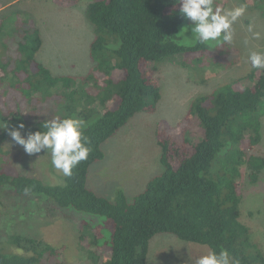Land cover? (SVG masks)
<instances>
[{
    "label": "trees",
    "instance_id": "trees-1",
    "mask_svg": "<svg viewBox=\"0 0 264 264\" xmlns=\"http://www.w3.org/2000/svg\"><path fill=\"white\" fill-rule=\"evenodd\" d=\"M53 1L74 7L84 0ZM85 1L81 11L93 24L94 38L92 64L84 73H57L39 60L43 30L30 13L0 15V125H7L0 128V264H70L68 241L53 244L16 232L12 221L3 223L5 215L15 220L12 206L19 208L17 216H27L29 203L77 220L91 264H147L151 240L161 233L217 252L227 249L238 264H264V246L241 212V188L259 182L264 172V70L251 68L197 96L177 125L160 120L155 138L163 170L132 200L122 189L110 199L87 183L91 165L105 156L102 145L138 112L157 110L159 62L208 45L179 43L184 17L177 0ZM245 1L264 17V0ZM4 33L16 44L4 42ZM56 109L68 111L61 119L89 121L88 158L71 177L58 175L56 181L18 166L10 170L12 152L4 147L9 130L23 123L21 131H42ZM194 118L202 127L199 136L188 130ZM8 191L24 204L11 205Z\"/></svg>",
    "mask_w": 264,
    "mask_h": 264
},
{
    "label": "rangeland",
    "instance_id": "rangeland-1",
    "mask_svg": "<svg viewBox=\"0 0 264 264\" xmlns=\"http://www.w3.org/2000/svg\"><path fill=\"white\" fill-rule=\"evenodd\" d=\"M240 3L246 4L247 10L234 25V41L231 45L207 44L208 50L185 52L177 55L173 61L165 60L157 64L162 86V97L157 110L154 113L138 112L114 136L104 142L102 148L105 156L91 165L88 174L87 183L91 189L110 199L114 198L118 189H122L127 198L132 200L163 170L160 148L155 138L157 123L167 119L177 125L188 112L190 102L194 98L209 93L233 79L244 77L251 71L247 59L249 52L264 49V17L261 10L248 5L245 0H222L216 4L231 7ZM85 4L84 0L77 6L63 7L53 0H0V15L19 10L38 19L44 36L39 60L57 73L77 74L87 72L92 64L90 44L94 38V27L85 11H81ZM183 17L178 41L190 46L197 42L191 38V21L184 14ZM11 21L13 20L6 24V31L12 28ZM249 25L252 26V32L248 30ZM253 32H259L261 37L254 39ZM2 37L9 45L10 42L16 44L15 38L6 37L5 33ZM230 62L232 63L227 65ZM53 106L55 107V104ZM57 106L59 107V104ZM65 113L68 111L56 109L52 112L50 120L60 118ZM78 118L85 120V117ZM88 122L86 121V124ZM188 130L191 134L199 136L202 127L194 118ZM21 134L26 137L28 132L21 131ZM4 147L12 152L13 166L9 167L10 170L16 171L20 167L23 172L38 171L48 181H56L57 176L62 175L52 166L50 153L42 151L28 155L11 136L4 143ZM260 149L264 151V128ZM9 192L7 201L11 205L24 204V199L16 200ZM241 192L242 218L249 225L254 239L264 246V172L259 182L244 186ZM29 204L27 216L23 213L17 216L16 213L20 210L17 206H12L15 220L5 215L3 223L7 226L12 221L10 227L16 232L42 238L53 244L68 241L67 256L70 264H91L86 251L81 248L80 226L77 220L65 217L57 210L49 213L46 205L39 207L38 204ZM209 250L207 245L186 242L172 234L161 233L151 240L147 264H195V259Z\"/></svg>",
    "mask_w": 264,
    "mask_h": 264
},
{
    "label": "clouds",
    "instance_id": "clouds-1",
    "mask_svg": "<svg viewBox=\"0 0 264 264\" xmlns=\"http://www.w3.org/2000/svg\"><path fill=\"white\" fill-rule=\"evenodd\" d=\"M180 12L191 21L192 39L201 44H229L234 41V25L245 15L247 5L240 3L231 7H221L215 0H177ZM249 32L252 26L249 25ZM261 34L253 32V38ZM251 68L264 70V49L249 52ZM6 123L0 128H6ZM25 125L9 130L12 140L23 147L28 155L45 151L51 155V164L65 177L73 175V169L88 158L91 147L85 135L86 121L78 117L53 118L42 124V131L21 134ZM195 264H238L227 249L219 252L209 250L195 259Z\"/></svg>",
    "mask_w": 264,
    "mask_h": 264
}]
</instances>
